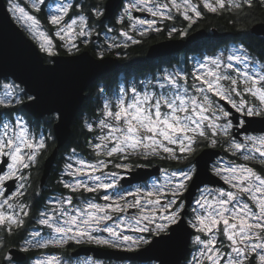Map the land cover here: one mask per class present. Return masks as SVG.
Instances as JSON below:
<instances>
[{"label":"snow or ice","instance_id":"obj_1","mask_svg":"<svg viewBox=\"0 0 264 264\" xmlns=\"http://www.w3.org/2000/svg\"><path fill=\"white\" fill-rule=\"evenodd\" d=\"M28 3L31 11L9 0L8 11L48 58L59 54L57 41L69 55L79 53L81 43L90 44L94 33L99 37L96 25L114 12L127 30L119 32L124 40L117 43L108 36L115 29H106L100 62L109 49L139 44L130 33L159 32L163 21L182 17L191 28L205 11L247 21L254 9H264V0H121L111 8L73 0ZM45 8L51 35L36 15ZM176 32L188 34L173 25L168 35ZM42 63L41 73L56 71ZM25 84L21 77L0 82V264H67L51 249L72 245L129 252L148 246L157 253L151 264H168L162 257L166 248L189 244L183 264H264V167L250 166H264V132L249 134L253 124H264V56L255 58L241 42L227 54L221 50L193 57L190 64L186 60L183 67L160 69L151 79L99 87L93 119L82 124L91 158L72 148L58 181L68 194L47 198L30 191L31 170L49 142L55 143L65 110L62 103L48 104L41 87ZM217 148L244 162L218 157L200 168L202 150ZM155 159L183 167L161 169L156 177L133 175ZM202 172L224 186L201 188ZM193 187L199 195L189 201L185 194Z\"/></svg>","mask_w":264,"mask_h":264},{"label":"water","instance_id":"obj_2","mask_svg":"<svg viewBox=\"0 0 264 264\" xmlns=\"http://www.w3.org/2000/svg\"><path fill=\"white\" fill-rule=\"evenodd\" d=\"M121 0H105V5L111 8L113 5H118ZM114 12H108L104 21L112 19ZM138 14V13H135ZM103 21V22H104ZM254 34L264 35V27H261L260 22L255 23ZM225 34L219 32L216 28H212L209 33L205 28H198L188 33L184 37L168 38L151 43L146 50L147 58H155L166 56L182 50L193 42L207 35L219 37ZM97 37L93 34L92 40ZM39 57V61L38 58ZM52 63L49 64L44 60L43 54L39 51L35 42L24 32V30L13 20L5 0H0V78H11L12 80L21 77L26 81L25 87L39 86L46 94V101L48 104L62 103L65 110V118L56 129V141L52 149L45 155L42 160V169L39 177V186L42 187L46 181L50 170L55 163L58 150L65 144L71 133V124L77 114V111L82 106L86 96V88L94 80L103 74H106L119 66L123 62L118 56L113 54H105L103 62L98 60L89 49H81L75 55L68 53H59L55 57H51ZM42 61L43 67L55 68L56 71L50 74L41 73L38 70V63ZM14 73V74H13ZM19 83V80H16ZM258 119V118H257ZM264 132V124L255 123L249 129V133ZM212 153L216 155L211 156ZM203 159L199 165L204 167L205 162L210 167L211 163L223 154V150L217 149H203ZM161 167L159 164H154L144 168L136 169L133 175H148L150 177L156 176L160 173ZM197 184L201 186L205 184L213 186H224L218 178L211 175L210 172H202L200 180ZM11 187V185H9ZM197 193V189L193 187L190 193L185 194L190 201ZM189 231H192L189 229ZM153 239V237L151 238ZM158 239V237H157ZM148 246H142L136 251H125L122 249H108L97 247L94 245H79L71 250L70 255H88L92 254L98 258H108L116 260H137L147 261L151 260L155 252H148ZM189 250L187 248L176 249L174 247L166 248L162 257L168 264H175L177 260L185 257Z\"/></svg>","mask_w":264,"mask_h":264},{"label":"flooded vegetation","instance_id":"obj_3","mask_svg":"<svg viewBox=\"0 0 264 264\" xmlns=\"http://www.w3.org/2000/svg\"><path fill=\"white\" fill-rule=\"evenodd\" d=\"M22 3L26 4L29 8L30 6L28 5V3H26L25 0H20ZM52 0H48V3H51ZM74 3L76 2H79L83 5H85L86 7L92 3H95V2H100V3H103L105 4V0H73ZM124 2H126V0H124ZM5 3L7 5V7H9V0H5ZM193 3H196V4H200V0H193ZM202 7V5H201ZM45 12H47V8L44 9V11H42V14L44 15V17L38 13L36 14L38 16V18L41 20L42 22V26H46L48 27L47 29L52 32V26L51 25H47L45 22H46V16H45ZM11 14V13H10ZM135 16H138V17H142V18H148V19H151V17L147 14V13H138V14H135ZM12 16V15H11ZM13 18V17H12ZM112 19L115 20V13L113 14V17ZM14 20V19H13ZM261 20H264V9H254L252 11V18H250L249 20L245 21L241 16H237L233 13H229V12H224L222 14L220 13H207L206 11L204 12V15L201 19H198L197 22L195 24L192 25L191 28H188L187 25H188V22L187 21H184L182 19V17L178 18L176 21H163V22H160L158 23V26L161 28V31L159 32H156V31H152V30H149L144 36H139L138 34L136 33H130L134 36L135 39H138L140 40V43L139 44H131L129 42L128 44V47L126 48H132V47H145V53H146V50L148 48V46L153 43V42H156V41H160V40H163V39H168V38H178V37H184V36H181L179 34V32H176V33H173L172 36H169L168 35V32L170 30V28L174 25L177 29H179L180 31H183L184 29L187 28V33H190L192 32L193 30H196L198 28H205L209 33L212 32V28H216L219 32H224L225 34L219 36V37H214V36H211V35H207L205 37H203L202 39H199L197 40L196 42H193L192 44H190L189 46L183 48L182 50L178 51V52H175V53H172V54H169V55H166V56H161V57H155V58H149L148 60L152 63H156L158 64V68L155 69L153 72H150V73H147V74H151V73H154L156 72L159 68L161 67H164V66H171V65H174V64H177L180 66V67H183L181 66L182 64L184 65L185 64V61L187 60L189 62V59L191 56L195 55V54H200V53H193V48H204L203 46V43L202 40H208V39H211L213 42L212 43H215L217 42V49L221 48V47H225L227 45H231V44H240L241 42L244 43L246 46L249 47L250 51H251V43L249 44L248 41H250V38L252 37V35H256L254 33H246V29L247 30H250L252 28V26L255 24V23H258L260 22ZM16 23L17 21L14 20ZM111 20H108V21H104L103 22V25H99L97 24L96 25V28H97V31L100 32V35L102 34V32L107 28V24L108 25H114L115 27L116 26H119V27H123L125 28V26H122L118 23H116V21H114L113 24H111L110 22ZM128 23V22H126ZM18 24V23H17ZM19 25V24H18ZM20 26V25H19ZM22 28V27H21ZM23 29V28H22ZM24 30V29H23ZM24 32L27 34V32L24 30ZM28 35V34H27ZM100 35H99V38H100ZM29 36V35H28ZM256 36H261V37H264V35H256ZM122 43V42H120ZM59 44V42H57V45ZM83 45L82 43L80 44V48L81 49H84V48H87L89 47V50L90 48L94 49V43L93 41H91L90 44H88L87 46ZM58 49V47H57ZM91 51V50H90ZM95 52H97L95 50ZM60 53V52H59ZM64 53H67V52H64ZM43 56H44V60L48 61L49 59L51 58H46L45 54L42 53ZM97 56V55H96ZM146 55H144L145 57ZM260 58V57H259ZM130 64L128 62H126L125 64L119 66L118 68L106 73V74H103L101 75L100 77H98L96 80H94L90 85L87 86L85 92H86V96H85V99L82 103V107L83 105L86 103V100L88 98V92L89 90H93L95 88H99V87H106L108 88V85L104 79V77H106L107 75L108 76H116L117 77V81H116V84L115 86H113V89L117 88L119 86V83L121 81H124L126 77V73L127 71L129 70ZM146 75V74H145ZM0 79H3V78H0ZM4 79H10V78H4ZM45 130V128H44ZM250 134V133H249ZM224 152V151H223ZM217 159V158H216ZM215 159V160H216ZM160 160V159H159ZM159 160H156L154 161L153 163H150L148 164L149 166L151 165H154V164H159L161 169H164V168H178V167H170V166H165V164H163L161 161ZM179 167H183V165L179 166ZM160 174V173H159ZM158 174V175H159ZM157 176V175H156ZM209 185V184H208ZM204 186V185H203ZM211 186V185H209ZM213 186V185H212ZM202 187V186H201ZM215 187V186H214ZM198 193V191H197ZM197 193L195 194V196L197 195ZM49 196V194H46L45 195V198H47ZM194 196V197H195ZM31 226H29L30 228ZM152 238V237H151ZM150 238V239H151ZM79 245H72L70 247H68V253H67V256L64 254V252L61 251V249H51V252H55L56 254H58L59 256H62V257H65V258H68L72 255H70V252L71 250H73L75 247H77ZM192 248H191V244H189V250L188 252L186 253L189 254L191 252ZM43 251V250H42ZM90 254L88 255H79V256H89ZM92 255V254H91ZM185 255V256H186ZM93 256V255H92ZM72 257H75V256H72ZM108 259V258H107ZM128 259H125V260H122L123 262H126V263H132V264H139L140 262L137 261V260H129L127 261ZM147 261H151V260H147ZM181 264H183V259H181Z\"/></svg>","mask_w":264,"mask_h":264},{"label":"trees","instance_id":"obj_4","mask_svg":"<svg viewBox=\"0 0 264 264\" xmlns=\"http://www.w3.org/2000/svg\"><path fill=\"white\" fill-rule=\"evenodd\" d=\"M43 17L44 15L42 12L40 13ZM46 18V17H45ZM111 24L114 23V19H110ZM47 25H50L48 23V20L46 18ZM100 38H102V35H100ZM204 48H193V53H201V52H214L217 50V42L212 43L213 41L211 39L208 40H202ZM249 44L251 43V52L258 55L259 57L264 56V37L261 36H256L252 35L250 38V41H248ZM58 47V52L64 53L66 52L64 48L59 47V44L57 45ZM85 47V46H84ZM89 49V47H88ZM91 52L94 55H97V52H95L94 49L90 48ZM105 54H113L119 57V59L125 64L128 62L130 64L129 70L127 71L126 77H131V76H142L147 73L153 72L155 69H157L159 66L156 63L150 62L145 55V47H132V48H126V47H120V48H112L111 50H107ZM47 58V57H46ZM47 61V60H46ZM108 88L113 89V86H115L117 77L116 76H106L104 77ZM96 100H97V88L93 90H89L88 92V98L86 100V103L79 108L77 111V114L75 115V118L71 124V133L68 138V140L65 142L63 146H61L58 150V154L55 160V163L53 164L49 175L46 178V181L42 187L39 186V177L41 174V169H42V160L45 157V155L52 149L54 146V143L51 141L49 142L50 146L47 149V152L43 154L40 159L38 165L31 170L32 175H31V183H32V189L30 191L32 192H40L44 197L46 194H53V193H61L63 192L64 194H68L66 189H63L61 185H59L58 181L60 179L59 174L60 170L62 168V165L65 161V152L68 151L69 149L75 148L76 151L81 152L82 154L89 156L90 150L88 149L85 141L88 138L89 134L86 132V130H82V124L84 121H90V119L93 118L92 112L93 109L96 106ZM45 129L47 130L46 126ZM223 154H227L223 152ZM159 160L155 159L154 161ZM241 160V159H238ZM165 166H170V167H179L181 166L180 164H177L175 161H164V160H159ZM146 163L147 162H142ZM259 170L262 169V167L258 162L254 164ZM38 202V207H42V204H39L40 198H36ZM62 252L67 256L68 253V248L61 249Z\"/></svg>","mask_w":264,"mask_h":264},{"label":"rangeland","instance_id":"obj_5","mask_svg":"<svg viewBox=\"0 0 264 264\" xmlns=\"http://www.w3.org/2000/svg\"><path fill=\"white\" fill-rule=\"evenodd\" d=\"M26 1V3H28V0H25ZM17 2H19V3H21V6H24V7H26V10H29V11H31L30 10V8L26 5V4H24V3H22L20 0H17ZM53 2V0L51 1V3ZM28 5H29V3H28ZM30 6V5H29ZM108 27H113L114 29H115V31L114 32H112V33H108V36L109 37H116V42L117 43H120V42H123V40H124V38L122 37V36H119V32L121 31V30H127L126 28H123V27H119V26H114V25H108L107 24V28ZM44 28L45 29H47L48 27H46V26H44ZM106 28V29H107ZM106 29L102 32V38H96L95 40H92L91 39V41H93V43H94V48H95V50L97 51V53L99 52V51H102V50H105L106 48H107V42L105 41V32H106ZM48 30V29H47ZM48 32H49V34L51 35V33L52 32H50L49 30H48ZM53 39L55 40V37H53ZM57 42H59V41H57ZM56 42V43H57ZM239 44H231V45H227V46H225V47H221V48H219V49H217L216 51H214V52H201L200 54H195V55H193V56H191L190 57V59H189V64H190V62H191V59L193 58V57H203V56H209V55H213V54H218L219 53V51H221V50H225V54H227V51L228 50H230L231 48H233V47H237ZM109 50H111V49H109ZM250 53L255 57V58H257V59H259V56L258 55H256V54H254V53H252L251 51H250ZM181 66H184L183 64L181 65ZM177 67H180L179 65H178V63L177 64H174V65H171V66H164V67H161V68H159L156 72H154V73H151V74H146V75H142V76H137V77H135V76H131V77H128V78H125V80L124 81H121L120 83H119V86L121 85V84H124L125 82H131V81H133V80H136V81H140V80H147V79H151L152 77H153V75L154 74H156L160 69H164V68H168V69H173V68H177ZM12 79L10 78V79H0V82H5V81H8V82H10ZM118 86V87H119ZM93 119V118H92ZM91 120V119H90ZM45 131H47L46 129H45ZM250 134H255V135H260V134H262V133H250ZM70 150L71 149H69L68 151H66L65 152V154H64V156H65V161H64V163H63V165H62V168H61V170H60V174H59V177L61 178V176L63 175V171H64V165H65V163L67 162V157L70 155ZM77 153L79 154V156L81 157V158H83V159H90L91 157H88V156H86V155H84V154H82L81 152H79V151H77ZM220 157H222L223 159H225V160H229V159H234V160H236V162L237 163H243L244 161H242V160H238V159H236V158H234V157H230L229 156V154H222ZM211 166V165H210ZM250 166H253V167H255L258 171H259V168H257L254 164H251ZM167 169H169L170 171L171 170H174V168H168L167 167ZM160 175V174H159ZM159 175H157V176H159ZM153 177H156V176H153ZM65 179H68V177H65ZM205 185H207L208 187H214V186H209L208 184H205ZM204 185V186H205ZM204 186H202L201 188H203ZM215 187H220V186H215ZM53 194H55V195H57V196H59L60 195V193H53ZM52 193L51 194H49V196H52L53 195ZM85 195H88V196H90V195H93V194H85ZM199 195V192L197 193V195L196 196H198ZM48 232V230L47 229H44V233L46 234ZM149 239L151 238V236H149L148 237ZM52 254H56L55 252H51ZM56 255H58V254H56ZM62 259H64L66 262H67V264H87V262H89V261H91V260H96V261H99V262H102V264H132V263H126V262H123L122 260H116V259H107V258H98V257H94V256H92L91 254L89 255V256H75V257H72V256H70V257H68V258H65V257H62V256H60ZM127 261H129V260H127ZM140 263L139 264H151V261H139Z\"/></svg>","mask_w":264,"mask_h":264}]
</instances>
